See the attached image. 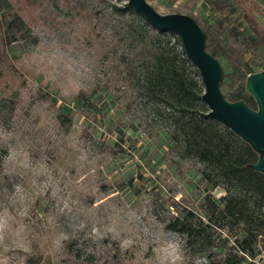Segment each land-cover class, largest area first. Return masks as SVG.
I'll use <instances>...</instances> for the list:
<instances>
[{
    "label": "rangeland",
    "instance_id": "rangeland-1",
    "mask_svg": "<svg viewBox=\"0 0 264 264\" xmlns=\"http://www.w3.org/2000/svg\"><path fill=\"white\" fill-rule=\"evenodd\" d=\"M9 1L27 36L8 42L0 28V205H15L40 236L50 227L69 236L55 258L36 251L41 264L224 260L225 248L197 252L186 245L185 235L167 227L183 209L206 221L209 201L222 205L225 195L244 190L235 182L212 185L215 171L173 132V107L146 91L138 62L135 73H128L121 59L139 48L129 44L125 30L144 17L131 7L121 11L127 0ZM147 1L162 14L191 15L204 33L206 50L220 63L223 97L249 96L248 67L264 69V0ZM163 33L183 49L176 33ZM187 64L203 90L197 68L188 58ZM80 92L92 98L95 114L77 107ZM198 108L202 115L209 110L203 101ZM95 123L108 128L98 132V143L92 141ZM259 210L263 215L264 202ZM217 218L224 226L215 241L237 243L244 224ZM260 239L255 255L245 254L242 264H264ZM20 259L19 250L0 255L3 264Z\"/></svg>",
    "mask_w": 264,
    "mask_h": 264
},
{
    "label": "trees",
    "instance_id": "trees-1",
    "mask_svg": "<svg viewBox=\"0 0 264 264\" xmlns=\"http://www.w3.org/2000/svg\"><path fill=\"white\" fill-rule=\"evenodd\" d=\"M112 9L117 11L118 6L113 5ZM127 10L131 9L125 2L121 11ZM143 20L132 23L125 30L129 44L137 43L139 48L136 55H127L121 59L127 65L128 73H135L133 63L138 62L136 65L140 68L141 81L146 91L159 96L168 106L173 107L170 112L173 132L182 135L185 146L212 172L215 171L212 185L215 187L224 182H235L244 190L243 193L234 191L225 195L222 205L209 201L204 208L206 221L195 217L191 209H183L167 223V227L185 235L186 245L194 246L197 252H215L213 250L218 246L225 248L227 253L224 260L211 264H242L245 254L255 255L254 244L258 237H264V214L259 210L264 202V174L247 166L253 162L255 152L246 142L230 129L216 128L215 121L202 115L198 107L202 102L203 90L199 82L187 72L185 51L175 47V42L179 40L172 42L169 37H164V29ZM0 28H4L8 42L27 36L25 22L17 12L10 11L9 0H0ZM248 72L254 71L248 67ZM240 97L237 96L236 100ZM245 100L256 107L250 95L245 96ZM76 101L80 110L95 114V104L84 92L77 94ZM59 117L62 122L67 119L66 114ZM106 130V125L95 123L93 143L99 142L98 132L101 134ZM218 216L223 220L230 218L244 224L245 233L236 239L237 243L228 246L227 243L215 241V233L221 236L224 226L219 223ZM221 240L224 242L226 238ZM88 259L92 262L91 257ZM25 261L27 264H41L42 256L34 252L27 255Z\"/></svg>",
    "mask_w": 264,
    "mask_h": 264
},
{
    "label": "water",
    "instance_id": "water-1",
    "mask_svg": "<svg viewBox=\"0 0 264 264\" xmlns=\"http://www.w3.org/2000/svg\"><path fill=\"white\" fill-rule=\"evenodd\" d=\"M127 4L151 24L177 34L186 57L197 68L203 84L201 99L209 108L203 116L221 122L246 142L258 155L257 160L247 166L264 174V69L250 72L245 78L244 88L256 107L243 99L227 100L219 90L220 63L206 50L204 33L191 15L179 12L162 14L147 0H127ZM259 244L264 251V238Z\"/></svg>",
    "mask_w": 264,
    "mask_h": 264
},
{
    "label": "clouds",
    "instance_id": "clouds-1",
    "mask_svg": "<svg viewBox=\"0 0 264 264\" xmlns=\"http://www.w3.org/2000/svg\"><path fill=\"white\" fill-rule=\"evenodd\" d=\"M81 87L86 85L82 84ZM61 92L63 94V87ZM3 136V130H0V138ZM11 158L10 156V161ZM68 238L67 234L51 227L44 236H40L32 230L31 223L15 211V205H0V255L19 250L21 254L19 264H24L26 256L36 251L55 258L63 252L64 243ZM0 264L3 262L0 261Z\"/></svg>",
    "mask_w": 264,
    "mask_h": 264
}]
</instances>
